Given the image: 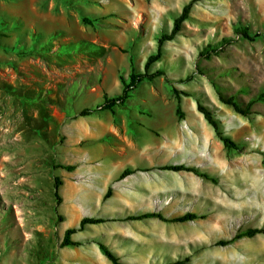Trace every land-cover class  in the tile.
Returning a JSON list of instances; mask_svg holds the SVG:
<instances>
[{
    "label": "rangeland",
    "instance_id": "1",
    "mask_svg": "<svg viewBox=\"0 0 264 264\" xmlns=\"http://www.w3.org/2000/svg\"><path fill=\"white\" fill-rule=\"evenodd\" d=\"M192 1L182 32L151 67L166 77L139 84L125 105L78 116L144 72ZM240 25L257 41L200 59ZM211 80L230 95L249 90L239 96L244 105L264 93V0H0V264H113L101 243L125 264H264V234L218 244L264 229V102L243 117L220 102ZM199 103L241 151L225 149ZM179 164L218 183L162 170ZM127 168L177 185L157 213L204 218L175 223L171 242L139 245L129 216L106 214L108 199L93 192ZM74 183L87 194L73 196ZM85 217L107 221L86 225L71 236L79 245L63 247Z\"/></svg>",
    "mask_w": 264,
    "mask_h": 264
},
{
    "label": "trees",
    "instance_id": "2",
    "mask_svg": "<svg viewBox=\"0 0 264 264\" xmlns=\"http://www.w3.org/2000/svg\"><path fill=\"white\" fill-rule=\"evenodd\" d=\"M194 4V1L190 2L186 6H184L182 13L174 19V25L170 33H164L160 36L158 39V46L157 51L150 55L146 61L145 64V70L142 73H132L130 75V81L127 82L124 79H122L123 84V91L122 94L119 96H115L112 98H108L107 96L104 98V102L99 105L97 108L89 107L81 110L78 114L80 117H88L93 115L94 113L102 110H113L118 105H125L127 100L131 97V93L134 89L137 88V86L144 81H152L157 77L164 76L166 77L165 71L162 70H155L151 71V67L154 63L160 61L163 57V47L167 42L173 41L181 32L183 29V24L189 20L190 15L192 13V6ZM84 22L87 24H92V21L89 19H84ZM235 35L236 37H226L223 38L220 42H218L215 45H207L204 47L200 53L199 57L201 60H211L215 56H219L222 51L232 45H235L239 40H245L250 42H255L260 37L259 35L254 34L251 29L247 26L240 25L235 29ZM202 74H204L202 72ZM191 79V78H190ZM211 83L213 84V87L215 91L217 92V95L219 97V100L222 104L225 106L231 108L235 113L243 116V117H249L251 114H253V108L258 103L264 102V93H259L258 95L254 96L249 100L247 104H243L239 96L241 94L246 95L249 94V90L241 89L237 92V94H227L224 89L214 80H211ZM198 110L200 113H202L206 119V121L209 123V125L214 129L216 137L222 142L225 149L227 150H235V151H241V146L238 142L233 140L230 136H227L223 131L221 127V121L215 116V113L210 109V107L199 103L198 104ZM65 170L72 172L75 170L76 167L74 166H66L63 167ZM162 170H168L173 172H190L195 174L196 176H199L203 179H206L208 181H211L215 184L218 183V179L215 177H212L208 175L207 173H202L197 167L195 166H188L186 164H179V165H166L162 167ZM137 171H142L140 169H133V168H127L125 169L122 174L120 175V179H124L129 175L134 174ZM62 182L60 179H56L55 181V189L58 190L60 186H62ZM57 194V192H56ZM113 194V189L110 187L108 189V192L105 195V199H109ZM147 218H157L163 222L166 223H186L191 221H196L200 218L198 214L196 213H186L182 216L175 217V218H167L162 213H143L140 215H134L129 216L126 220H143ZM107 220L103 218H91V217H85L82 219L80 223L79 228L74 229H68L65 233V237L62 243L63 247L67 246H76L79 245V243L74 242L71 240V236L79 231H82L86 225H96L106 222ZM259 234H264V229L255 228V229H248L246 231H242L238 233L233 239L228 241H220L218 244L220 245H229L237 240H240L242 238H254ZM100 248L102 252L105 254V256L113 263V264H125L121 261V258L117 253L112 251L108 246L105 244H100ZM176 264H184L181 262H178Z\"/></svg>",
    "mask_w": 264,
    "mask_h": 264
},
{
    "label": "crops",
    "instance_id": "3",
    "mask_svg": "<svg viewBox=\"0 0 264 264\" xmlns=\"http://www.w3.org/2000/svg\"><path fill=\"white\" fill-rule=\"evenodd\" d=\"M122 172L108 181V189L112 187L113 194L107 200L109 209L106 214L134 216L143 213H155L154 209L160 204L163 197L169 198L171 193L174 192L175 186H177L162 176L145 175V171H137L124 179H120ZM106 186L95 185L96 188L93 192L96 193V201L105 198L108 192ZM96 189H101L102 192L98 194ZM76 194H87V189L84 185L74 183L72 195L75 196ZM122 209L127 211L123 212ZM128 222L129 232L132 234L131 238L145 247H153L163 241L171 242V240H175L173 233L178 228L175 223H166L157 218L130 220Z\"/></svg>",
    "mask_w": 264,
    "mask_h": 264
},
{
    "label": "bare ground",
    "instance_id": "4",
    "mask_svg": "<svg viewBox=\"0 0 264 264\" xmlns=\"http://www.w3.org/2000/svg\"><path fill=\"white\" fill-rule=\"evenodd\" d=\"M173 130H174V129H173ZM173 130H172V131H173ZM172 133H173V132H172ZM177 146H179V145H177ZM177 146H174V147H175V149H178V147H177Z\"/></svg>",
    "mask_w": 264,
    "mask_h": 264
}]
</instances>
